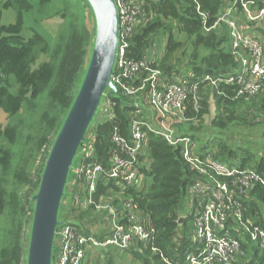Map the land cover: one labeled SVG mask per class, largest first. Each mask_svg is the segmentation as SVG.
Listing matches in <instances>:
<instances>
[{"label": "trees", "instance_id": "obj_1", "mask_svg": "<svg viewBox=\"0 0 264 264\" xmlns=\"http://www.w3.org/2000/svg\"><path fill=\"white\" fill-rule=\"evenodd\" d=\"M54 1L63 4L54 15L60 16L63 24L52 45L38 31H32L29 38L22 36L26 16L35 9L30 0L2 1L4 9L15 11L16 21L9 26L2 25L0 11V110L10 118L24 112L26 118L18 119L13 125H0V264H26L24 242L31 219L30 199L38 186H33L35 178L32 180V176L41 165V162L38 164L39 158L42 159L51 138L57 136L75 100L91 56L95 27L93 24V28H89L80 12L82 3L93 18L87 1L39 0V11ZM231 1L138 0L145 14V22L130 40L128 57L135 60L146 58L152 36L164 33L167 34L165 55L162 60L153 61V68L169 77L179 73V68L172 66V61L173 56L183 48V43L175 37V25L178 33L191 42L193 50L186 72L196 79L231 75L237 61L230 53L225 25L206 32L198 12L199 9L209 16L208 27H211ZM13 83L18 86L16 93L11 91ZM204 89H208L207 92L213 96L217 115L203 132L201 122L210 114L209 99H202L199 113L190 108L189 115L196 119V127L190 126V134L195 140L207 132L212 135L224 134L239 120L247 122V119H254L255 125L264 126V94L253 99H236V87L225 84H220L218 88L202 86L201 95ZM115 109V121H105L98 127H91L87 135L93 134L95 156L103 164L113 147L110 136L114 129L118 127L125 132L129 126L128 113L132 109L120 102H117ZM257 119L261 120L256 122ZM3 141L6 143L4 146ZM213 143L212 151L216 150L221 162L249 168L264 176V152L261 158L256 159L247 149L235 146L238 152L223 142ZM149 149L150 166L145 172L151 178V185L142 194L136 193L134 201L140 212L148 217V224L155 230L156 238L153 244L139 246V249L134 248L131 252L141 264H165L160 254L153 252V248L177 262L193 247L190 236L180 238L179 220L185 215L186 192L194 174L179 150L169 146L162 138L150 136ZM206 150L210 148L205 146L200 149L201 152ZM28 195H31L30 199ZM244 206L247 221L264 230V187H254ZM73 222L80 224V221ZM247 240L244 245L247 253L245 264H264V252Z\"/></svg>", "mask_w": 264, "mask_h": 264}, {"label": "built area", "instance_id": "obj_2", "mask_svg": "<svg viewBox=\"0 0 264 264\" xmlns=\"http://www.w3.org/2000/svg\"><path fill=\"white\" fill-rule=\"evenodd\" d=\"M114 1L119 13L120 41L112 82L117 96L131 105L127 107L132 109L128 113L129 126L125 132L118 127L112 132L113 147L105 164L95 156L94 139L93 144L89 140L81 148V162L75 163L67 186V190L73 186V207L81 208L80 213L93 211L107 218L108 232L82 222H65L56 231L53 260L56 264H89L96 249L125 253L153 244L155 230L134 200L136 193L145 192L142 184L150 166L149 137L156 136L179 150L194 174L186 192L184 216L185 220L189 215L193 217L195 231L191 236L193 247L179 261L164 257L156 248L153 252L160 254L165 264L247 263V238L264 252V230L247 221L244 206L254 187H264V176L221 162L212 150L199 151L192 135L181 132L176 124L196 121L189 112L191 108L199 113L202 86L236 87V99L264 94V35L260 33L264 32V0H232L211 27L209 16L198 9L206 32L225 25L230 53L237 61L231 75L216 79H196L192 74L169 77L154 69L153 61L147 58H129L130 40L145 22V14L136 0ZM106 101L109 106L105 108L103 104L101 115L106 121H115L117 101L109 97ZM34 182L38 185L39 180Z\"/></svg>", "mask_w": 264, "mask_h": 264}, {"label": "water", "instance_id": "obj_3", "mask_svg": "<svg viewBox=\"0 0 264 264\" xmlns=\"http://www.w3.org/2000/svg\"><path fill=\"white\" fill-rule=\"evenodd\" d=\"M94 18L95 35L87 70L75 100L55 137L39 176L29 229L26 264H52L55 235L65 222L59 220L66 189L88 132L109 97L131 107L117 96L112 82L119 51V13L114 0H86ZM185 219L181 218L182 225Z\"/></svg>", "mask_w": 264, "mask_h": 264}, {"label": "rangeland", "instance_id": "obj_4", "mask_svg": "<svg viewBox=\"0 0 264 264\" xmlns=\"http://www.w3.org/2000/svg\"><path fill=\"white\" fill-rule=\"evenodd\" d=\"M2 1L3 0H0V11L2 12V25L9 26L15 23L16 13L12 9H9V10L4 9L2 7L3 6ZM38 1L39 0H30V2H32L35 5V9L33 12L28 13L26 16V24L24 25L22 36H24L25 38H29L32 35V31H38L41 34H43V36L47 39L50 45H52L54 43L57 32L60 30L63 24L61 17L54 16V15L57 13L58 10L62 8L63 4L61 3V1H54L50 5H48L46 8H44L43 11H39ZM80 12L85 22L87 23L88 27L93 28L94 21H93L92 15L90 11L88 10V8H86L85 6L83 7L82 3H80ZM260 33L264 35L262 31H260ZM174 34H175L176 39L183 43V48L181 49V51L173 56L172 66L176 68L178 67L180 70L179 73H174V74H176L177 77L179 78L184 77V76L187 77L189 76L190 73L186 72V70L188 68V62L190 61L191 54L193 52L191 42L186 38L185 35L178 33V30L176 29L175 25H174ZM262 43L264 44V36L262 37ZM166 46H167V34L159 33L155 36H152L150 45L146 49V54H145L146 58L149 61L162 60V58L165 55ZM201 55L203 56L204 54L202 53ZM17 87H18L17 84L13 83L11 87V91L13 93H16ZM207 91L208 89L207 90L204 89V93L203 95H201V97L203 96L202 99L205 97L209 99L208 101L211 104V108L209 112L210 114L206 115L201 122L203 132L206 130L208 125H210L211 119L217 115L216 113L217 110L215 107L213 96H211L210 92L208 93ZM103 104L105 108L109 106V102L106 101V97L102 99V106ZM151 115L153 118L154 117L153 113H151ZM25 116L26 114L23 112V114L19 116L10 118L6 113L0 110V125L1 126L13 125L18 121V119L26 118ZM106 120L107 118L101 115V108H100L98 111V115L92 124V127L93 128L98 127L99 125L104 123ZM175 120L177 121V119ZM253 120L254 119H250V120L247 119V122L239 120L235 122L234 124H232V126L224 134L212 135L211 132L202 134L200 138H196L195 140L197 149L200 151V149H203L205 146H208V148L212 150L213 149L212 145H214L213 142L220 141V142L227 144L228 146H230L231 148L235 150H237L235 146L239 148L247 149L252 154L255 155L256 159L261 158L264 152V139H263L264 126L255 125L253 123ZM258 120H261V119H257L256 122H258ZM194 125H195V122L192 121L190 122L189 125L176 124V128L180 129L181 132L190 134L191 133L190 126H194ZM87 138H88V141L93 139V134H90ZM53 140H54V137L51 138V143L45 149L42 159L40 160L39 158L38 164L41 162V165L38 167L37 172L34 171L32 180L34 178L39 179V176L41 174L40 172L44 167V164H45L47 155L49 154ZM90 144H93L92 140L90 141ZM4 145H6L5 141H3L2 143V146ZM237 151L239 152V150ZM214 152H216V150H214ZM80 162H81L80 158H77L75 161L76 165L77 163H80ZM150 185H151V178L147 176L144 178L142 186L143 187L145 186V190H148L150 188ZM33 186H36L35 182ZM72 191H73V186L70 185L69 189L68 190L66 189V196H65L66 208L64 206L60 208L59 220L63 222L80 221L86 226L96 227L98 231L106 232L107 234L108 227H109V220L107 218H103L101 214L95 213L93 211L86 212V213H80L81 208L79 209L75 206L73 207L72 195H71ZM27 192L28 191L26 190V193ZM30 196L31 195H28V199H30ZM31 207L32 209L29 215L30 218L32 217L34 204H32ZM185 217L186 216H183L182 218L185 219ZM30 225H31V219L28 222V226L26 229L27 232H29ZM182 225H184V227ZM182 225H181V231H180V238H183L184 236L191 237L195 231L194 224H193V217H190L189 215ZM28 239H29V233H26L25 242H24V246H25L24 261L25 262H26L27 251H28L27 250ZM96 251L97 253H94L93 255H91L89 264H108L107 260L111 261V263L109 262V264H141L134 258L132 252L122 253V252H117L115 249H109V250L96 249ZM52 264H56V260H53Z\"/></svg>", "mask_w": 264, "mask_h": 264}, {"label": "clouds", "instance_id": "obj_5", "mask_svg": "<svg viewBox=\"0 0 264 264\" xmlns=\"http://www.w3.org/2000/svg\"><path fill=\"white\" fill-rule=\"evenodd\" d=\"M33 196V195H32Z\"/></svg>", "mask_w": 264, "mask_h": 264}]
</instances>
